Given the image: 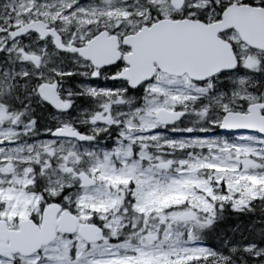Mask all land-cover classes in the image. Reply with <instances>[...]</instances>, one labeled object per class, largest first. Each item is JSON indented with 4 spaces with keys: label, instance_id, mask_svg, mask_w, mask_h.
I'll return each instance as SVG.
<instances>
[{
    "label": "snow or ice",
    "instance_id": "1",
    "mask_svg": "<svg viewBox=\"0 0 264 264\" xmlns=\"http://www.w3.org/2000/svg\"><path fill=\"white\" fill-rule=\"evenodd\" d=\"M0 264H264V0H0Z\"/></svg>",
    "mask_w": 264,
    "mask_h": 264
}]
</instances>
